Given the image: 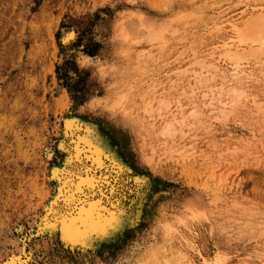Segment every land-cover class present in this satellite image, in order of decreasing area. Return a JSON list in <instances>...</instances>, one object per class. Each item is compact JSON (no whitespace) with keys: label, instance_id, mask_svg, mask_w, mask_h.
Instances as JSON below:
<instances>
[{"label":"rangeland","instance_id":"obj_1","mask_svg":"<svg viewBox=\"0 0 264 264\" xmlns=\"http://www.w3.org/2000/svg\"><path fill=\"white\" fill-rule=\"evenodd\" d=\"M148 2L137 0L141 5ZM105 3L0 0V258L19 251L14 228L34 227L42 201L53 190L46 176L50 167L60 165V156L54 151L56 159L50 162L44 150L61 139L62 118L73 105L75 115H83L84 105L76 101L88 88L89 101H100L97 112L104 115L86 117L85 122L98 124L110 135L103 121L113 112L124 119L121 112L110 110L107 99L123 79L128 80L129 104L135 101L137 106L161 96L173 102L184 96L207 101L212 93L230 101L232 88L243 91L229 114L222 113L220 100L214 109H207L200 131L187 141L193 147L179 144L187 151L184 160L172 151L160 161L164 168L152 173L137 152L134 159L123 152V158L133 170L164 181L162 193L173 213L202 193L211 198L231 196L260 212L261 217L256 215L261 222L252 234L223 229L220 225H226L231 214L213 219L203 212L188 218V231L179 229L172 242L184 237L181 248L193 262L214 264L218 255H226V264H264V47L250 43L253 30H260L256 22L264 21V0H171L170 11L157 10L151 17L152 26L163 30V41L153 46L145 43V29L138 21L130 31L131 21L119 13L105 34L106 17L101 12ZM72 29L83 32L74 49L60 43ZM83 44H88L87 50ZM84 60L92 62L85 66ZM130 130L128 124L133 143ZM154 209L161 210V205ZM145 223L138 239L126 240L125 249L131 243L143 250L152 231L149 221ZM102 258L103 250L100 255L89 254L94 264ZM81 259L76 253L66 257L65 264L69 260L79 264Z\"/></svg>","mask_w":264,"mask_h":264},{"label":"snow or ice","instance_id":"obj_2","mask_svg":"<svg viewBox=\"0 0 264 264\" xmlns=\"http://www.w3.org/2000/svg\"><path fill=\"white\" fill-rule=\"evenodd\" d=\"M133 7L136 12L121 11ZM141 7L142 12L139 11ZM172 8L171 0H149L144 5L137 0H131V3L106 0L101 10L106 17L102 20L105 34L116 13L131 21L129 30L133 31L137 21L139 27L150 26L153 24L151 17L157 10L167 12ZM82 37L83 32L72 29L61 37L60 43L74 49L81 44ZM83 48L87 50L88 44H83ZM91 62L84 60L83 65ZM90 95L85 88L76 101V104L84 105L80 109L83 115L77 117L76 105H73L62 118L63 139L51 147L46 146L45 158L50 162L55 160L53 153L56 151L61 161L60 165L49 169L53 194L36 226L25 230L20 224L16 225L14 232L21 245V254L5 255L0 258V264H41V259L45 264H65V258L76 253L82 257L79 264H94L89 254L100 255L101 250L105 258L95 264H131L128 253L134 252L135 248L129 243L125 249L126 240L130 242L134 236L139 238L141 228L146 226V217L151 220L157 204L161 205V213L167 209L168 197L159 192L157 185L161 181L157 175L133 170L120 163L121 152L133 159L136 157L135 145L129 143L128 125L113 112L103 121L109 138L90 120L85 122L86 117L104 115L97 112L100 101H89ZM129 192L134 198L132 203L126 195ZM184 223L180 221V224ZM50 242H54L51 250ZM227 260L226 255H218L214 264H226ZM68 264L77 262L69 260Z\"/></svg>","mask_w":264,"mask_h":264},{"label":"bare ground","instance_id":"obj_3","mask_svg":"<svg viewBox=\"0 0 264 264\" xmlns=\"http://www.w3.org/2000/svg\"><path fill=\"white\" fill-rule=\"evenodd\" d=\"M256 23L258 26L260 24L258 27L260 30L258 32L253 30L254 36H251V33H249L248 39L252 37L253 41L251 42L249 40L251 45L259 49L264 47V21L261 23L259 20V22ZM143 28L145 29V37L143 38L145 39V43L149 44V46L163 41V30L155 29L152 25ZM252 50H254V48H252ZM134 73L136 72H132V75ZM127 83L128 80H119V87L116 88V90L114 89L115 92L111 90L107 99V104L111 111L121 112L122 118L124 119L123 122L130 125V131L134 134L133 143L135 145V151L139 155V159L147 165L152 173H155L157 168H164V164L160 161L166 158L168 153L172 151H177L176 153L179 154V158L184 160L187 151L183 146L180 147L179 144L185 142L187 148L193 147V145H189L187 141L192 136L191 134L200 131L202 116L208 108L214 109L213 107L216 106V101H219L220 97L217 98L215 97L217 94L213 95L212 93V97L207 101H200L199 97L192 98L189 101L186 96H184L173 102L167 96H161L160 98L146 99L141 105L137 106V104H134L135 101L129 104L130 101L128 97L130 92L128 91L129 88ZM201 95H204V92H202ZM218 95H220V93ZM242 95L243 91L232 88L229 94L230 101H219L220 104H223L222 113L229 114L234 107V103L237 102ZM93 126L98 127L102 133L110 138V135H107L98 124H93ZM62 139L63 137H61L60 140ZM123 157L126 158V155L121 152L120 163L128 167ZM46 177V181L53 184V181L49 178V172ZM160 181L161 184L157 185V188L163 195L162 184L164 181ZM52 194L53 190H51L48 196L42 201L41 210L35 218L34 226L38 224L41 214ZM126 195L128 201L132 200L133 196L130 192L126 193ZM199 195V198L196 196L197 200L184 205L178 214L173 213L169 208L164 210L163 213H161V210L153 209L151 220L149 221L146 217V221H149L152 229L147 236L149 238V244L147 243L143 250L139 248V245H133L135 251H131V264H196L193 262L192 258L189 257L187 249L184 250V248H181L183 246L181 243L184 244V241L180 243V240L184 237H180L179 243L177 244L173 243L172 240H176L179 229L182 230L184 234L188 231L187 228L189 226L185 227L188 218L198 217L203 212L210 215L213 219L218 216H224L225 214H231L233 218H226L227 224L220 226L223 229L233 230V232L237 234H252V232H255L256 228L258 229L261 219L257 218V215L258 213L260 215V212L256 213L257 211H255L254 213L249 205L247 206L240 202V200L231 198V196L228 198H226V196L211 198L206 194V196H204L203 193ZM180 221H184L185 223L180 224ZM16 254H21V247Z\"/></svg>","mask_w":264,"mask_h":264}]
</instances>
